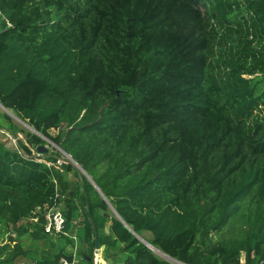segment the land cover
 Masks as SVG:
<instances>
[{
  "label": "trees",
  "instance_id": "1",
  "mask_svg": "<svg viewBox=\"0 0 264 264\" xmlns=\"http://www.w3.org/2000/svg\"><path fill=\"white\" fill-rule=\"evenodd\" d=\"M0 102L101 190L49 167L58 149L35 156L37 133L33 149L0 141V264L76 245L94 264L93 224L105 263L171 264L138 234L187 264H264V0H0ZM55 201L57 236L35 213Z\"/></svg>",
  "mask_w": 264,
  "mask_h": 264
},
{
  "label": "rangeland",
  "instance_id": "2",
  "mask_svg": "<svg viewBox=\"0 0 264 264\" xmlns=\"http://www.w3.org/2000/svg\"><path fill=\"white\" fill-rule=\"evenodd\" d=\"M10 112H12L14 116L10 115L0 105V141L4 142L6 144V146L10 147L11 149H18L17 147H18V141L19 140L25 142L28 146H30L31 149L35 148V145H33L32 143L30 144L27 141V137H28L27 132H33V133H36V132L33 131V128L30 126V124L27 121L23 120L21 117H19L12 110H10ZM5 113H8L12 117V122L17 126V128H18L17 129L18 130L17 135H14L8 129L9 123L6 121V118L4 116ZM52 132L55 133L56 131L52 130ZM45 141H46V145L49 147L48 153H53L55 150H57L58 147L55 144H53L52 142H49L47 140H45ZM36 154H38V152H36ZM67 175H68V178H72L74 180L79 178L78 175L73 173V172L68 173ZM110 209H111L110 212L114 213V210L111 207H110ZM23 223H26V221H24ZM104 232H106V229H104ZM146 235L150 236V233L147 232ZM228 235H229V231L223 230L222 232L214 233L213 234V240H217V239H220V238L228 236ZM8 236H9V233H7L5 235L0 234V246L5 244L7 246V248L12 247V244L7 239ZM20 240L23 241L25 243V246L34 253L33 255L35 257L40 258L41 256H44L47 254L53 255L56 252L55 247H54V240H55L54 238H53V240H51V239L35 240L31 237V235L29 233H27V234H24L23 236H21ZM98 248H99V245H98ZM155 251L157 253H160L157 247L155 248ZM99 255L101 256V252ZM241 257L243 258L244 255L242 254ZM75 258H76V260L79 259L80 258L79 254H76ZM30 260H34V259H30ZM169 260H170L171 264H179L178 262H176L174 260H171V259H169ZM102 263L109 264L108 262L105 263L103 261V259L99 262V264H102Z\"/></svg>",
  "mask_w": 264,
  "mask_h": 264
},
{
  "label": "built area",
  "instance_id": "3",
  "mask_svg": "<svg viewBox=\"0 0 264 264\" xmlns=\"http://www.w3.org/2000/svg\"><path fill=\"white\" fill-rule=\"evenodd\" d=\"M58 149V148H57ZM49 167L55 165V166H60L63 163L69 162L67 159V156L63 153L62 156H60L56 162H50V161H45ZM44 210L45 214V223H44V230L50 234V235H59L61 233H67L64 232V227L65 224L67 223V219L65 217V214L61 208V204H59L57 201H55L53 204H46L44 209L42 207H38L35 213L41 212ZM36 219V218H35ZM73 238L77 239L76 235H73ZM77 249L78 246L76 245L75 248L73 249V252L68 253V254H73L74 259L72 262L66 260L65 258H62L59 262L57 263H52V264H74L75 262V255L77 254ZM96 249V248H95ZM94 264H99V262L102 260L99 249L94 250ZM244 257L240 259L241 263L245 262V253H243ZM175 261V260H174ZM179 264H185L180 261H176Z\"/></svg>",
  "mask_w": 264,
  "mask_h": 264
},
{
  "label": "water",
  "instance_id": "4",
  "mask_svg": "<svg viewBox=\"0 0 264 264\" xmlns=\"http://www.w3.org/2000/svg\"><path fill=\"white\" fill-rule=\"evenodd\" d=\"M0 105L12 116L13 113L10 112V109H8L7 107H5L1 102H0ZM32 128H33V131L36 132L37 134H39L41 137H43L45 140L49 141V142H52L53 144H55L51 139H49L48 137H46L45 135H43L41 132H39L37 129H35L32 125H30ZM56 145V144H55ZM58 147V150L61 151L62 153H64L66 156H67V159L72 162L76 168L78 170H80L92 183L93 185L101 192L100 188L98 187V185L96 184V182L94 181V179L92 178V176L69 154L67 153L65 150H63L60 146L56 145ZM37 151H38V154H35V156H43L44 154L48 153L49 152V147L46 145V144H42V145H39L37 147ZM110 207L114 210V212L116 213V215L121 218V216L117 213L116 209L114 208V206L108 201ZM122 219V218H121ZM93 227H94V233H95V241H96V244H95V248L98 250V232H97V229H96V226L95 224H93ZM71 229V223L67 222L65 224V227H64V232H68L69 230ZM132 230V229H131ZM133 231V230H132ZM134 232V231H133ZM135 233V232H134ZM136 234V233H135ZM137 236L156 254H158L159 256H161L162 258L170 261L169 259L171 260H175V261H180L172 256H170L169 254L163 252L162 250H159L161 251V253H157L155 251V246L152 245L150 242H148L147 240H145L144 238L140 237V235L137 234ZM120 250L122 251L123 250V247L120 248ZM161 254V255H160ZM63 258H65L66 260L72 262L73 259H74V255L73 254H63ZM106 262H108L110 264V261L106 260ZM182 262V261H180ZM185 263V262H183ZM111 264H124V262H114V263H111ZM187 264V263H185Z\"/></svg>",
  "mask_w": 264,
  "mask_h": 264
},
{
  "label": "crops",
  "instance_id": "5",
  "mask_svg": "<svg viewBox=\"0 0 264 264\" xmlns=\"http://www.w3.org/2000/svg\"><path fill=\"white\" fill-rule=\"evenodd\" d=\"M101 257H102V256H101ZM101 259H103V258H101ZM74 262H75V264H82V263H80V258L77 259V260H76V258H75V261H74ZM102 264H104V263H102Z\"/></svg>",
  "mask_w": 264,
  "mask_h": 264
},
{
  "label": "bare ground",
  "instance_id": "6",
  "mask_svg": "<svg viewBox=\"0 0 264 264\" xmlns=\"http://www.w3.org/2000/svg\"><path fill=\"white\" fill-rule=\"evenodd\" d=\"M159 250V249H158ZM159 252L161 253V251L159 250Z\"/></svg>",
  "mask_w": 264,
  "mask_h": 264
}]
</instances>
